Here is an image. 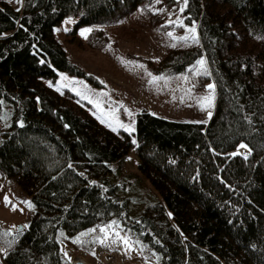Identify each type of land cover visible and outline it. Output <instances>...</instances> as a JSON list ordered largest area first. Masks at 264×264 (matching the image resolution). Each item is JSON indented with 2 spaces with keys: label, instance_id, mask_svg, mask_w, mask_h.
Masks as SVG:
<instances>
[{
  "label": "trees",
  "instance_id": "1",
  "mask_svg": "<svg viewBox=\"0 0 264 264\" xmlns=\"http://www.w3.org/2000/svg\"><path fill=\"white\" fill-rule=\"evenodd\" d=\"M144 1L24 0L21 11L0 4V173L35 209L21 232L0 225V264H66L61 234L91 251L96 239H73L110 222L159 264H264V0H187L184 20L197 24L198 40L161 66L205 60L195 87L215 84L208 122L144 110L134 142L42 80L77 70L55 37L67 16L93 24ZM131 152L136 170L126 172ZM131 191L146 202L136 215Z\"/></svg>",
  "mask_w": 264,
  "mask_h": 264
},
{
  "label": "rangeland",
  "instance_id": "2",
  "mask_svg": "<svg viewBox=\"0 0 264 264\" xmlns=\"http://www.w3.org/2000/svg\"><path fill=\"white\" fill-rule=\"evenodd\" d=\"M1 3L21 11L24 0ZM184 7V0L172 4L145 0L132 12L87 25H77L78 16H67L55 27V37L77 70H57L54 79L43 78V82L56 90L68 89L90 115L115 132L129 133L134 142L137 118L144 110L169 120L208 122L215 107V84L210 80L204 88L195 87L196 77L208 70L205 60L183 69L161 66L171 51L187 49L198 40L197 24L186 23ZM204 98H210L211 106ZM4 123L1 130L8 127V118ZM248 151L238 150L243 155ZM137 161L131 152L125 171L136 170ZM131 195L138 196L131 205V214L136 215L146 202L138 201L144 197L141 193L131 191ZM34 213L30 197L0 173V225L18 232V226H26ZM60 238L66 264L77 258L87 264H159L154 252L114 222L91 227L73 239L74 243L96 239L91 251L73 248L63 234Z\"/></svg>",
  "mask_w": 264,
  "mask_h": 264
},
{
  "label": "snow or ice",
  "instance_id": "3",
  "mask_svg": "<svg viewBox=\"0 0 264 264\" xmlns=\"http://www.w3.org/2000/svg\"><path fill=\"white\" fill-rule=\"evenodd\" d=\"M186 3H187V0H185V6H186ZM181 11H183V9H181ZM201 64L204 63V61H200ZM210 89H212L214 86L213 85H209L208 86ZM208 103H207V106H211V100L210 98H204ZM209 115H211V113H209ZM240 147L244 148L246 147V145H241ZM102 242V241H101ZM125 244H127L128 242L127 241H124Z\"/></svg>",
  "mask_w": 264,
  "mask_h": 264
},
{
  "label": "bare ground",
  "instance_id": "4",
  "mask_svg": "<svg viewBox=\"0 0 264 264\" xmlns=\"http://www.w3.org/2000/svg\"><path fill=\"white\" fill-rule=\"evenodd\" d=\"M73 264H87V263L83 259L77 258V259H75V261L73 262Z\"/></svg>",
  "mask_w": 264,
  "mask_h": 264
},
{
  "label": "water",
  "instance_id": "5",
  "mask_svg": "<svg viewBox=\"0 0 264 264\" xmlns=\"http://www.w3.org/2000/svg\"><path fill=\"white\" fill-rule=\"evenodd\" d=\"M24 228H25L24 225H19L18 228H17V229H18V232L23 231ZM12 232H13V231H12Z\"/></svg>",
  "mask_w": 264,
  "mask_h": 264
},
{
  "label": "built area",
  "instance_id": "6",
  "mask_svg": "<svg viewBox=\"0 0 264 264\" xmlns=\"http://www.w3.org/2000/svg\"><path fill=\"white\" fill-rule=\"evenodd\" d=\"M108 237H106V239H107Z\"/></svg>",
  "mask_w": 264,
  "mask_h": 264
}]
</instances>
